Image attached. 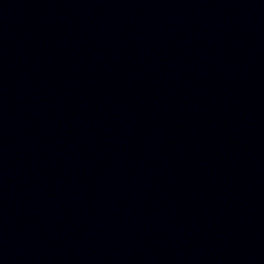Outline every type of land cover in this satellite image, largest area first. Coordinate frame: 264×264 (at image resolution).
<instances>
[{"label": "water", "instance_id": "water-1", "mask_svg": "<svg viewBox=\"0 0 264 264\" xmlns=\"http://www.w3.org/2000/svg\"><path fill=\"white\" fill-rule=\"evenodd\" d=\"M0 264H264V0H0Z\"/></svg>", "mask_w": 264, "mask_h": 264}]
</instances>
